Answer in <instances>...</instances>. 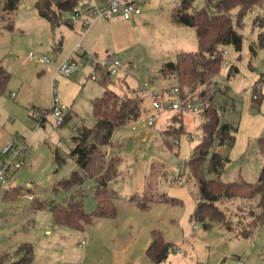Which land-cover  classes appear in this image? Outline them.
<instances>
[{
    "label": "rangeland",
    "instance_id": "1",
    "mask_svg": "<svg viewBox=\"0 0 264 264\" xmlns=\"http://www.w3.org/2000/svg\"><path fill=\"white\" fill-rule=\"evenodd\" d=\"M35 1L18 0L15 9H10L8 0H0V65L11 74L0 96V161L12 153L3 154L7 144L14 142V149L18 150L25 142L23 165L7 175L9 187L21 189V196L4 206L1 197L7 189H0V251L19 241L32 244V264H156L146 250L152 231L157 230L170 245L166 259L159 264H264V228H252L254 235L248 238L236 236L219 224L205 228L204 222L194 215L205 199L190 165H186L181 180L175 177L177 162L190 159L200 137L197 113L182 117L186 133L179 136L178 147H168L177 137L165 133L171 129L177 112L161 111L152 127L138 120L116 130L111 145L105 149L107 160L119 159V176L108 183L115 216L97 218L82 231L52 222L47 204H65L72 194L53 190L58 181L77 169L68 155L74 146L71 137L78 127L93 125L91 100L101 96L105 83L96 75V80L81 84L80 71L69 78L53 75L60 59L71 53L82 32L75 22L72 27L52 29L38 16ZM181 1L139 0L141 14L137 17L94 21L82 39V48L99 57H118L131 65L124 75L106 83L108 89L119 94L126 85L140 84L138 94L145 98L140 87L148 82L150 89L160 91L166 98L175 82L160 74L161 65L174 60L179 52L197 50L194 29L172 20ZM217 1L211 0L212 5ZM249 5L251 9L243 17L239 8L229 13L243 37L242 47L239 52L232 47L223 48L221 74L226 79L207 96V106L226 103L222 119L234 126L235 132L231 146L213 145V151L218 150L224 160L223 167L217 175L208 174L206 161L202 173L206 179L255 183L263 162L257 140L264 135V0ZM204 6L205 0H194L189 11ZM209 12L215 9L212 7ZM240 22L242 26L238 27ZM57 45L59 49L54 50ZM42 56L50 60L49 66L40 62ZM84 69L88 72L87 67ZM234 69L237 73L227 76ZM52 85L61 95L60 103L71 111V118L60 126L49 116L43 124H39L41 115L31 116V112L45 113L50 108ZM248 88H252V95ZM123 91L122 95H133L128 89ZM259 92L262 98L258 104L253 95L258 96ZM196 97V92L187 95L189 99ZM144 106L147 110L142 117L149 110V98L144 100ZM189 134L194 135L190 141L186 139ZM57 158L62 159L60 164ZM83 189V209L91 212L95 207L93 181L87 180ZM32 200L42 203L43 208L36 210ZM256 203L257 198L226 199L215 202V206L224 211L233 227H243L250 226L253 219L249 214L257 213ZM12 253L3 264L15 259Z\"/></svg>",
    "mask_w": 264,
    "mask_h": 264
},
{
    "label": "trees",
    "instance_id": "2",
    "mask_svg": "<svg viewBox=\"0 0 264 264\" xmlns=\"http://www.w3.org/2000/svg\"><path fill=\"white\" fill-rule=\"evenodd\" d=\"M17 1L8 0L10 9H15ZM77 1L36 0L34 8L38 16L46 20L52 28L62 25L70 26L73 22L67 18V13ZM193 1L182 0L179 8L173 14L172 20L176 24L194 29L197 37V50L189 53L179 52L175 55L174 60L163 63L160 68V74L163 77H172L174 80L173 87L178 89L180 100H191L187 98V95L195 92L197 97L194 99H207L212 89L213 80L221 74L224 65L223 48L231 46L236 52H239L242 47L243 37L232 23L229 16L230 11L239 8V15L243 17L246 11L251 9L250 2L254 6L258 0H218L213 5L211 0H205L203 8L190 12L189 9ZM212 7L215 12L210 13L209 9ZM241 22L238 27L242 26ZM232 72L234 75L237 73L236 69L229 70L227 76H230ZM10 77V73L0 65V96L6 90ZM101 78L105 83L103 92L100 97L91 100L93 125L78 127L72 137L74 146L68 155L75 162L77 169L73 170L68 178L58 181L53 186L54 191L62 189L71 191L72 194L69 195L65 204L51 202L47 204L55 225L77 231H82L97 218H113L115 216L116 208L108 183L119 176V159L107 160L105 149L111 145L112 135L116 130L138 121L147 110L144 106V96L138 93L119 95L106 87V83L111 80L109 77L103 75ZM257 82H262V80ZM257 97L254 102L259 104L262 98L260 92ZM225 105L226 103L219 106L209 104L197 113L199 114L197 130L200 132V137H198L192 156L186 161V165H190L196 176V182L205 202L198 205L194 215L196 219L204 222L205 228L212 224H219L236 236L248 238L253 237L254 231L252 230L254 228H257V231L264 228V135L257 140L263 162L255 183L244 182L240 179L234 181H223L219 178L206 179L202 175L204 173L203 165L206 161L205 169L208 174L217 175L223 167L224 160L219 153L213 151V145L228 144L231 146L234 143L235 127L222 119ZM177 113L179 115L172 119L171 129L166 130L165 133L175 135L178 139L181 134L186 133V130L182 121L184 113ZM69 118L68 113L63 124ZM44 120L42 118V122ZM168 147L173 148L174 146L171 143V145L168 144ZM57 159L60 164L62 159ZM87 180H92L94 183L95 207L91 212H85L82 204L85 194L83 185ZM19 190V188L7 189L3 199L5 201L16 199L20 195ZM254 198H257L255 206L257 213L250 212L249 216L253 219L249 223L250 226L233 227L231 221H227L224 211L215 206V202L220 200L249 201ZM35 202L32 200L35 209L43 208L42 203ZM204 210H208V212L202 214ZM151 236L152 241L146 254L152 262L159 264L166 259L170 245L165 242L160 231L153 230ZM12 254L15 259L11 260L9 264H30L33 258V247L30 243H21ZM9 256V253L0 255V264H3L6 257L9 258Z\"/></svg>",
    "mask_w": 264,
    "mask_h": 264
},
{
    "label": "built area",
    "instance_id": "3",
    "mask_svg": "<svg viewBox=\"0 0 264 264\" xmlns=\"http://www.w3.org/2000/svg\"><path fill=\"white\" fill-rule=\"evenodd\" d=\"M139 0H78L72 9L68 12V19L72 22L78 23L83 33L88 31L95 20L99 18L107 19L118 16L123 20H130L140 14V9L137 6ZM32 56V54H29ZM40 62L51 64L47 57H40ZM127 66L120 58L111 56H96L94 53L86 51L82 48L80 43H77L71 53L67 55L56 68L55 73L63 77H70L78 71H82L84 67H87L88 72L84 74L83 80H96V75L101 78L103 75L112 79L116 76L122 75L125 72ZM224 74L217 76L212 83V88L217 89L220 87L222 81H225ZM141 91H145L146 97L149 98L150 107L145 117H140L139 121L145 124L147 127H152L161 111L182 112V113H199L207 106V99H191L180 100L179 91L176 87H171L166 92V98L162 97V93L155 89H150L148 83H144L140 87ZM256 90L260 88L257 86ZM248 91L252 95V88H248ZM257 96L253 95V99ZM40 116L39 124L42 123V118L46 120L49 116L55 125H62L65 116L68 114V109L65 105L60 103V94L55 90L52 85L51 90V105L45 113L39 111L34 112L33 115ZM194 135H188L187 140H191ZM144 141V139H143ZM174 147L179 146V140L176 139L172 142ZM15 143L10 142L3 149V154L6 155L9 151H12L11 155L0 161V189H8L9 182L7 175L10 171H16L24 163V150L25 142L22 143L21 148L15 150ZM186 168V161L179 160L175 167V177L177 180H181Z\"/></svg>",
    "mask_w": 264,
    "mask_h": 264
},
{
    "label": "crops",
    "instance_id": "4",
    "mask_svg": "<svg viewBox=\"0 0 264 264\" xmlns=\"http://www.w3.org/2000/svg\"><path fill=\"white\" fill-rule=\"evenodd\" d=\"M140 14H141V12H140ZM139 14V15H140ZM138 15V16H139ZM68 17V16H67ZM115 17H118V16H115ZM135 17H137V16H135ZM112 18V17H111ZM118 18H120V17H118ZM78 24V23H77ZM93 25V24H92ZM73 26V24L72 25H70V26H65V27H72ZM78 26V28H79V30H80V34H81V29H80V26H79V24L77 25ZM60 27H63V25L62 26H59V27H56V28H52V29H59ZM92 27H90L89 29H88V31L91 29ZM88 31H86L84 34H83V32H82V36H80V38H79V40L75 43V45L77 44V43H80L81 44V42H82V39L84 38V36L88 33ZM74 45V46H75ZM227 47H231V46H227ZM74 48V47H73ZM73 48H72V50H73ZM54 50L55 49H59V46L57 45L56 46V48H53ZM92 53H94L96 56H98V54H96L95 52H92ZM58 54L59 53H57V55H55V58H57L58 57ZM67 55H69V54H67ZM67 55H65L63 58H61L60 59V61L59 62H61ZM43 57V56H42ZM40 59V58H39ZM4 68V67H3ZM5 69V68H4ZM6 70V69H5ZM7 71V70H6ZM80 72H82V75L80 76V79H78V81H79V83H81V84H83L85 81H87V80H83V77H84V74L87 72V71H85V69H83L82 71H80ZM55 73V72H54ZM125 74V73H124ZM124 74H122V75H124ZM11 75V74H10ZM54 76L56 75V73L55 74H53ZM122 75H120V76H122ZM67 78H69V77H67ZM263 80V79H262ZM100 81H103V78H100ZM144 83H146V82H144ZM143 83V84H144ZM148 83V82H147ZM142 84V85H143ZM139 86H140V84L139 85H135V86H132V87H129L128 85H126V86H124V88H121V92L119 93V95H122V91L123 90H125V89H128L130 92H132V93H138V91H139ZM124 92V91H123ZM97 98V97H96ZM147 97H145V99H146ZM60 99H61V95H60ZM33 113L34 112H31V116L32 117H34L35 118V116L33 115ZM68 113H69V115H70V118H71V111L70 110H68ZM184 114H186V113H184ZM223 121L224 122H226L224 119H223ZM44 122H42L41 124H43ZM227 123V122H226ZM198 125H199V121H198ZM197 128H198V126H197ZM73 137V136H72ZM71 137V138H72ZM223 146V145H222ZM221 146H219V148H220ZM214 151L215 152H217L215 149H214ZM218 153V152H217ZM8 189H12V188H8ZM21 190V189H20ZM6 191V190H5ZM3 196H4V193H3V195H2V197H1V199H2V204H4V206H7L9 203H11L12 201H14V200H16L19 196H21V195H19L16 199H14V200H10V201H5L4 199H3ZM30 199V198H29ZM37 210V209H36ZM21 243H28V242H12L10 245H9V247L8 248H6L5 250H1L0 251V255H2V254H5V253H10V252H13ZM31 244V243H30ZM32 245V244H31ZM33 247V246H32ZM35 254H34V250H33V258H32V260H31V262H30V264H32L33 263V260L35 259Z\"/></svg>",
    "mask_w": 264,
    "mask_h": 264
}]
</instances>
